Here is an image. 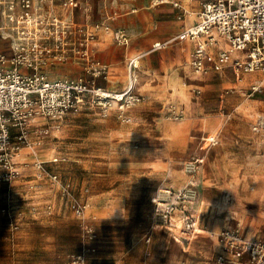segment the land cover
Returning <instances> with one entry per match:
<instances>
[{
  "label": "rangeland",
  "instance_id": "rangeland-1",
  "mask_svg": "<svg viewBox=\"0 0 264 264\" xmlns=\"http://www.w3.org/2000/svg\"><path fill=\"white\" fill-rule=\"evenodd\" d=\"M77 1L79 6L75 9V13H85L89 8L88 5H91V9L89 8L91 19L89 25L79 24L73 20V26L76 28L75 51L79 56L86 51L88 34L86 35L84 28L90 26L89 33L94 35V39L89 42L90 58L80 60L79 64L58 63L52 75L55 78L79 75L84 76L90 85H105L109 68L103 64L97 65L98 40L104 35V39L108 42L105 47L107 54L115 55L120 59L121 53L115 39L118 30L109 25V31L104 28L97 30L96 25L103 23V20H99V10L105 4L110 6V15H121L137 5L146 7L151 0ZM66 2L68 0H54V8L59 20L65 18L57 10L59 7L65 8ZM222 45L224 42L220 40L216 47ZM239 57H241L240 53L233 54L234 59ZM93 63L96 65L91 67ZM94 67L103 70V74L98 78L94 76ZM123 71L121 69L117 73L123 74ZM248 79L243 90L239 88V93H244L248 102L231 115L233 122L248 130L245 136L241 134L242 129L239 127L235 141L237 149L243 146L249 150L246 157L248 160H228L222 163L217 159L216 153L212 154L211 158L208 153L222 144L223 135L220 145L212 146L211 149L200 138L198 155L205 156L206 162L201 169L200 199L193 212L199 220L202 218V226L208 231L219 234L227 228L235 229L242 225L245 233L249 232V236L257 234V238H261L260 236L264 234V192H259V186L264 184V140L261 134L256 133L252 128L257 124L255 119L257 115L261 114L264 120V74H249ZM256 82L262 84L263 92L252 95V86ZM182 85L181 83V88ZM193 89L194 87L190 86L184 87L186 93ZM181 90L176 88L172 91V96L163 103L161 111L153 114L154 119L149 124L150 137L147 142H143V136L137 129L138 118L136 120L131 118L130 123H124L119 119L117 112L112 111L111 116L105 118L99 109L90 106L84 107L79 114L66 118L61 131L52 130L50 135L42 137L34 132L33 137H40L42 142L36 148V154L24 150L22 158L17 159L20 172L18 178L11 185L0 184V227L8 228V225L16 224L19 219L29 220L40 215L84 220L76 215L73 206L86 201L91 204L86 218L97 217L99 220L102 215L111 218L128 216L130 221H127L123 227L116 225L115 228L114 226L102 228L98 239L106 245L105 251L101 252L97 249L94 251L90 248L92 257L85 258L84 264H118L114 262V249L119 242L116 241L113 233L120 231L128 234L123 242L125 254H128L131 230L145 226V223L151 228L161 227L159 230L162 238L173 244L179 235L173 233L170 228L160 226L154 220L150 199L160 187L181 188L186 180L181 171L184 163L198 156L192 154V157H187L179 163L172 155L179 151L178 149L185 148L188 141H192L189 138L190 132L181 127L184 123L190 125L192 115L188 113L186 121V116L183 120L170 117L172 106L179 111L186 107V97L182 96ZM129 112L128 117H130ZM41 121L35 123L34 127H38ZM54 158H59L60 161L48 163L49 169L60 176L63 185L71 184V194L64 200L61 197L60 186H54L48 179L39 180L37 176L36 160L51 161ZM178 179L182 180L179 184ZM246 182V191L255 195L253 199L245 198L243 186ZM39 184L43 187L36 188L35 186ZM86 189L89 193L85 192ZM207 195L208 198L212 195L219 196L220 202L208 203ZM32 228L41 232L39 226ZM59 228L55 232H43L52 233L57 245L63 247H57L56 253H35V258H31L33 256L31 255L26 259L28 264H72L77 260L76 257L88 253L83 247V231L80 226H74L73 230L61 226ZM71 232L75 237H68V233ZM148 237L147 234L143 236L146 245H150L146 242ZM152 244L153 240L151 247ZM66 247L68 248L65 249Z\"/></svg>",
  "mask_w": 264,
  "mask_h": 264
},
{
  "label": "built area",
  "instance_id": "built-area-1",
  "mask_svg": "<svg viewBox=\"0 0 264 264\" xmlns=\"http://www.w3.org/2000/svg\"><path fill=\"white\" fill-rule=\"evenodd\" d=\"M162 1L173 2L179 7L174 0ZM201 4L197 24L178 36L180 40L206 37L205 42L198 41L192 62L195 71L206 74L211 69L222 71L232 66L237 76L264 74V0H202ZM78 6L77 0H68L64 5L71 11ZM73 25L72 19L57 18L54 0H0V184L11 185L18 178L17 159L22 158L24 150L36 154V148L42 144L40 137L50 135L52 130L61 131L63 121L79 114L84 107L99 109L105 118L115 110L122 122L130 123L132 119L127 116L128 111L143 101L136 93L134 73L139 58L129 62L128 84L121 92L90 85L84 76L53 77L52 71L58 63L79 64L80 60L90 58L89 42L94 39L89 33L90 26L84 28L88 44L86 51L79 56L75 51L76 28ZM96 28L110 30L103 23ZM219 38L225 39L229 47L220 49L218 62L213 68H207L204 60L213 62V57L207 55V48L216 46ZM115 39L119 44H129L123 30L115 33ZM166 46L167 43L158 42L153 48L161 50ZM235 53H240L241 57L234 59ZM95 65L93 63L91 67ZM93 71L95 78L103 74V70L95 67ZM262 87L258 83L253 85L252 95L262 93ZM170 113L175 120L185 118V113L174 106ZM40 121L42 123L34 127ZM253 130L264 140L262 116ZM34 132L40 137L34 138ZM203 141L210 147L219 144L217 136ZM59 161V158L51 161L37 159L35 166L38 179H48L54 186H60L64 200L71 194V184L63 185L60 176L48 166V163ZM204 164L203 155L187 161L184 164V185L178 189L160 187L152 198L154 220L187 239L202 231L193 208L200 199V176ZM35 187L42 188L43 185ZM73 207L78 217L86 218L91 205L85 201ZM243 229L240 225L217 234L223 244V253L216 260L218 264H264V239L248 238ZM76 261L84 263L82 257H77Z\"/></svg>",
  "mask_w": 264,
  "mask_h": 264
},
{
  "label": "crops",
  "instance_id": "crops-1",
  "mask_svg": "<svg viewBox=\"0 0 264 264\" xmlns=\"http://www.w3.org/2000/svg\"><path fill=\"white\" fill-rule=\"evenodd\" d=\"M174 2L179 3L178 8L172 4L173 2L151 0L148 6L141 7L137 5L129 12L121 15H110V6L104 4L101 7L99 20H103V24H107L115 30L125 31L129 38V44H117L121 53V57L118 59L115 55L107 54L105 47L108 42L104 39V35L98 40L99 62L109 68L105 85L99 84V86L110 91H123L129 80V62L134 58H139V66L134 73L136 83L137 76L140 74V84H138V87L136 84V93L143 98V101L137 104L134 109L129 110V115L130 118L135 120L138 118L137 125L139 126L137 129L140 130V135L143 136V142L149 140V124L154 119L153 114L161 111L163 103L172 96L171 92L178 88L182 89V96L186 97V107L182 109L186 116L185 121L188 119V113L192 115L193 119L192 124L190 123L189 126L185 123L181 124L182 129L190 132L189 138L192 141H188L185 148H180L179 151L172 153L176 160L180 163L192 154L198 155V140L200 138L204 140L210 136H217L221 143V135H223L222 144H219L218 148L212 149L208 153L211 158L212 154L216 153L217 159L222 163L228 160L246 161L248 160L246 157L249 150L243 146L237 149L238 146L235 143L236 132L241 126L233 122L231 115L236 109H242L248 102L245 94L239 93V88L243 90L246 80L249 81V74L237 76L236 70L232 66H227L222 71L211 69L206 74L197 73L192 62L198 47V41L205 42L206 37L199 40H180L178 36L183 30L197 24L202 8V0H174ZM88 6L91 9V5ZM89 8L82 14H76L75 10H65L63 7H59L57 11L65 19H72L79 24L89 25L91 19ZM220 40L224 42V46L207 48V55L213 57V62H209L207 59L204 60L207 68H213V65L218 62L220 49L229 47L225 39L220 38ZM158 42L167 43L166 48L155 50L153 47ZM121 69L124 70L123 74H118L117 71ZM181 83L183 84L182 88ZM187 86L194 87V89L186 93L184 87ZM260 116L262 115H257L255 119L258 120ZM241 129V134L246 136L248 130L244 127H241ZM254 135L256 134L254 133ZM204 144L210 148L209 144ZM181 171H183L184 177V168ZM181 181V179H178L177 183L179 184ZM244 186L247 189V182ZM263 186L264 184L259 186L260 192H264ZM246 189V193H244L246 199H251ZM85 192L89 193V190L86 189ZM153 196L150 199L152 214ZM206 198L208 203L220 202L217 195H212L209 198L207 195ZM127 217L111 218L102 215L99 220L97 217L78 220L40 215L29 220L19 219L16 224L8 225V228L0 227V264H28L26 259L31 255H33L31 258H35V253H56L57 247L61 248L63 246L57 245L52 233L43 231L55 232L59 226L68 230H73L74 226H80L83 231V247L88 253L78 257H82L85 263V258L91 259L92 257L90 248H93L94 251L95 249L101 252L105 251L106 245L98 239L102 228L106 226H114L115 228L116 225L123 227L127 221H130ZM200 222L202 231L191 239L184 238L178 232L172 230L173 233L179 235L173 244L162 238L161 230H159L161 227L159 228V226L151 228L149 224L145 223V226L133 228L129 234L130 247L128 254H125V247H123L125 245L123 242H125L128 234L115 231L113 234L119 244L114 249V262L118 264H218L216 260L223 253V244L214 231H208L202 226V218ZM14 226L18 227L15 228ZM32 226H39L41 232H37V229H33ZM262 230L263 228H261ZM144 234L151 238L149 242L146 241L150 245L145 244ZM246 234L248 238H257V234L254 236H249V232ZM68 237L73 238L75 235L71 232L68 233ZM260 237L264 239V234Z\"/></svg>",
  "mask_w": 264,
  "mask_h": 264
},
{
  "label": "bare ground",
  "instance_id": "bare-ground-1",
  "mask_svg": "<svg viewBox=\"0 0 264 264\" xmlns=\"http://www.w3.org/2000/svg\"><path fill=\"white\" fill-rule=\"evenodd\" d=\"M65 9V8H64ZM66 10V9H65ZM189 20V19H188ZM65 24V23H64ZM191 45V44H190ZM224 46V45H223ZM184 52H185V50H184ZM214 52V51H213ZM239 54V53H238ZM138 63V62H137ZM138 66H139V63H138ZM157 74V73H156ZM152 76V75H151ZM138 77V79H137V87H138V84H140V79H139V77H140V74H139V76H137ZM142 77V76H141ZM206 77V76H205ZM257 83V82H256ZM239 88V87H238ZM264 88V87H263ZM241 90V89H240ZM236 91H238V90H236ZM233 92V91H232ZM241 94V93H240ZM249 97V96H248ZM238 98V97H237ZM247 98V97H246ZM245 101H246V99H245ZM247 102V101H246ZM250 102V101H249ZM250 104V103H249ZM241 105V104H240ZM239 105V106H240ZM256 105V104H255ZM251 106V105H250ZM245 115V114H244ZM108 124H110L109 122H108ZM173 126V125H172ZM179 128V127H178ZM224 128V127H223ZM221 132V131H220ZM222 136V135H221ZM167 147V146H166ZM206 155V154H205ZM191 157H192V155H191ZM263 188H264V186H263ZM245 186H244V193H246L245 192ZM260 189V188H259ZM264 190V189H263ZM261 190H259V192H260ZM261 193V192H260ZM153 196V195H152ZM151 196V197H152ZM250 197H251V199H253L254 197H255V195L254 194H250ZM245 198H247L246 196H245ZM73 264H79L77 261H75Z\"/></svg>",
  "mask_w": 264,
  "mask_h": 264
}]
</instances>
